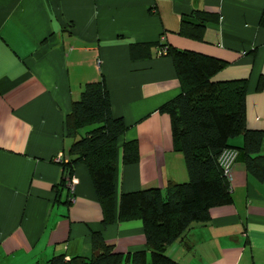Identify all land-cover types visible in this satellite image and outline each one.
Listing matches in <instances>:
<instances>
[{
    "label": "crops",
    "instance_id": "0c3cea01",
    "mask_svg": "<svg viewBox=\"0 0 264 264\" xmlns=\"http://www.w3.org/2000/svg\"><path fill=\"white\" fill-rule=\"evenodd\" d=\"M193 11L209 16L200 40L178 34L180 19ZM263 15L264 0H0V264L89 258L99 252L93 234L122 256L145 250L139 220L101 224L83 165L70 174L54 162L58 153L64 164L71 160L74 139L64 127L71 102L83 84L102 79L111 116L126 127L116 141V214L121 194L187 181L169 118L158 112L180 93L160 46L223 62L213 81L246 80L244 127L264 130ZM131 140L137 161L125 164L120 148ZM241 143L240 136L228 141ZM230 173V204L209 209L205 222L167 246L169 258L264 264V180L245 171L236 151Z\"/></svg>",
    "mask_w": 264,
    "mask_h": 264
},
{
    "label": "trees",
    "instance_id": "16d2710c",
    "mask_svg": "<svg viewBox=\"0 0 264 264\" xmlns=\"http://www.w3.org/2000/svg\"><path fill=\"white\" fill-rule=\"evenodd\" d=\"M208 19L193 11L180 19L178 34L200 40ZM133 47L129 45L131 52ZM161 49V55L172 62L180 93L158 112L169 118L173 151L183 158L187 181L167 183L163 190L121 194L115 214L116 141L126 127L120 118L111 116L103 80L86 82L64 119L65 134L74 139L68 151L71 160L57 164L70 174L74 164L83 165L101 209V224L108 225L115 217L118 221L139 220L145 250L122 256L110 252L99 235L93 234L92 247L99 252L68 260L55 256L47 264H179L165 254V248L181 239L193 224L205 222L209 209L231 202L229 184L218 165L223 151L239 152L245 171L257 181L264 180V130L244 127L246 80L213 81L223 62L190 51ZM236 136L241 137V146L230 147L229 139ZM120 151L122 163L137 161L135 140L123 143Z\"/></svg>",
    "mask_w": 264,
    "mask_h": 264
},
{
    "label": "built area",
    "instance_id": "2783aa9c",
    "mask_svg": "<svg viewBox=\"0 0 264 264\" xmlns=\"http://www.w3.org/2000/svg\"><path fill=\"white\" fill-rule=\"evenodd\" d=\"M164 53V49L159 50L158 54H163ZM234 158V152L233 151H229V150H225L221 153V155L218 158V165L221 169L222 172V176L224 177V179L228 182V184L231 181V163L233 161ZM62 160V154L58 153L55 158H54V162L55 163H60ZM74 184H75V179L72 177L69 182L67 183V188L69 189L70 194L73 193V188H74ZM72 198H70L69 201H71Z\"/></svg>",
    "mask_w": 264,
    "mask_h": 264
}]
</instances>
